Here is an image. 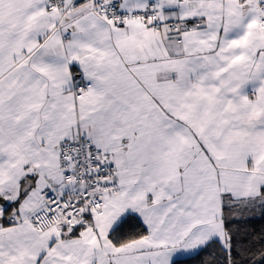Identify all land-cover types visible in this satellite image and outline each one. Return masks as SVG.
Returning a JSON list of instances; mask_svg holds the SVG:
<instances>
[{
	"label": "snow or ice",
	"instance_id": "6c2138e0",
	"mask_svg": "<svg viewBox=\"0 0 264 264\" xmlns=\"http://www.w3.org/2000/svg\"><path fill=\"white\" fill-rule=\"evenodd\" d=\"M0 264H264V0H0Z\"/></svg>",
	"mask_w": 264,
	"mask_h": 264
},
{
	"label": "trees",
	"instance_id": "16d2710c",
	"mask_svg": "<svg viewBox=\"0 0 264 264\" xmlns=\"http://www.w3.org/2000/svg\"><path fill=\"white\" fill-rule=\"evenodd\" d=\"M256 226H257V227H260V226H262V223H261L260 221H257V222H256Z\"/></svg>",
	"mask_w": 264,
	"mask_h": 264
}]
</instances>
